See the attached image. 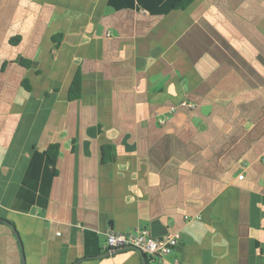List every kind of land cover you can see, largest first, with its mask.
<instances>
[{
  "label": "crops",
  "instance_id": "0c3cea01",
  "mask_svg": "<svg viewBox=\"0 0 264 264\" xmlns=\"http://www.w3.org/2000/svg\"><path fill=\"white\" fill-rule=\"evenodd\" d=\"M180 1L0 0V264H264V0Z\"/></svg>",
  "mask_w": 264,
  "mask_h": 264
},
{
  "label": "built area",
  "instance_id": "2783aa9c",
  "mask_svg": "<svg viewBox=\"0 0 264 264\" xmlns=\"http://www.w3.org/2000/svg\"><path fill=\"white\" fill-rule=\"evenodd\" d=\"M239 180L243 175L238 176ZM180 235L178 233H168L162 237L153 238L147 229H136L133 233L115 232L110 230L106 233L102 248L106 251L132 247L136 252L152 258L157 264H164L165 257L176 246ZM178 264V259H174Z\"/></svg>",
  "mask_w": 264,
  "mask_h": 264
},
{
  "label": "trees",
  "instance_id": "16d2710c",
  "mask_svg": "<svg viewBox=\"0 0 264 264\" xmlns=\"http://www.w3.org/2000/svg\"><path fill=\"white\" fill-rule=\"evenodd\" d=\"M191 2V0H181L180 2L176 3L174 5V7H185L186 5H188L189 3ZM23 65L25 66H28L29 63L27 61H22L21 62ZM22 85L24 86V88L26 90H30V86L28 84V81L27 80H23L22 81ZM79 93H80V80H79V75H76L73 83H72V86L70 88V91H69V97L70 99H75L79 96ZM111 148L109 147H106L105 148V157L107 160H112L113 159V155L110 153L107 154V152L110 150ZM48 157L50 159L51 162H55L56 159H57V156H58V145L57 144H54V145H50L49 148H48ZM147 257V256H145ZM148 258V257H147ZM146 264H147V261H146Z\"/></svg>",
  "mask_w": 264,
  "mask_h": 264
},
{
  "label": "water",
  "instance_id": "95a60500",
  "mask_svg": "<svg viewBox=\"0 0 264 264\" xmlns=\"http://www.w3.org/2000/svg\"><path fill=\"white\" fill-rule=\"evenodd\" d=\"M0 222L6 224L7 226H9L13 230L16 238L17 239L19 238L17 233H16V231H15L14 226L11 223L5 221L4 219H0ZM149 233H150L151 237L158 238V237H162V236L168 234L169 232H168L167 227L164 226L159 220H154V221H152L150 223ZM127 250H134V249L132 247L127 246V247L120 248V249L110 250V251H107V253H105V254L99 255L98 258L105 257V256L109 255L110 253L127 251ZM140 255H141L142 264H145V256L142 255V254H140ZM21 260H22L21 263L24 264L23 255H21Z\"/></svg>",
  "mask_w": 264,
  "mask_h": 264
}]
</instances>
